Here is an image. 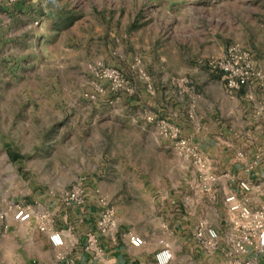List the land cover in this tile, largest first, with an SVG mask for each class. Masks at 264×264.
Instances as JSON below:
<instances>
[{
    "label": "rangeland",
    "instance_id": "1",
    "mask_svg": "<svg viewBox=\"0 0 264 264\" xmlns=\"http://www.w3.org/2000/svg\"><path fill=\"white\" fill-rule=\"evenodd\" d=\"M232 44L264 69V0H0V205L80 186L100 207L101 186L133 233L168 239L170 264H224L194 222L162 226L157 199L192 172L160 125L217 121L208 60Z\"/></svg>",
    "mask_w": 264,
    "mask_h": 264
},
{
    "label": "crops",
    "instance_id": "2",
    "mask_svg": "<svg viewBox=\"0 0 264 264\" xmlns=\"http://www.w3.org/2000/svg\"><path fill=\"white\" fill-rule=\"evenodd\" d=\"M258 70L264 74V69ZM192 106L195 108V104ZM210 109L216 122H201L193 111L185 114L188 124H179L181 134L197 148L204 166L185 158L192 165V172L182 185L184 189L173 194L165 192L157 199L162 212L160 224L177 233L199 221L220 232L227 230L229 215L224 196L238 190L239 180L251 185L247 203L264 207V84H248L232 92L225 89L221 97L211 102ZM103 194L100 186V199L105 200ZM31 199L33 202H27L31 215L23 222L13 218L10 202L0 205V264H158L155 253L169 244L164 236L152 241L140 230L139 235L144 238L142 249L133 247L128 234L135 231V223L124 218L119 206L111 207L115 228L102 233L96 222L108 205L101 201L100 207L87 201L77 207L50 190L36 191ZM41 213H47L45 221L40 219ZM139 219L146 221L148 217ZM42 223L46 230H40ZM49 229L61 231L63 245L52 244ZM89 232L97 237L90 250ZM181 238L186 241V235ZM216 256L219 255L209 258ZM259 264H264V255Z\"/></svg>",
    "mask_w": 264,
    "mask_h": 264
},
{
    "label": "built area",
    "instance_id": "3",
    "mask_svg": "<svg viewBox=\"0 0 264 264\" xmlns=\"http://www.w3.org/2000/svg\"><path fill=\"white\" fill-rule=\"evenodd\" d=\"M13 3L16 0H6ZM209 67L218 73L227 91L241 89L248 84H264V74L254 66V62L247 50L239 45L232 44L222 53L212 56L208 60ZM163 136L174 142L176 150L186 158L192 159L198 166L203 167L202 158L197 148L189 139L181 134L178 126L160 125ZM251 190L249 182L238 181V190L229 192L224 196V203L228 211V227L219 231L216 227L199 221L193 225L192 236L196 248L204 255H220L224 264H259V259L264 255V207H251L248 203V193ZM85 191L76 186L67 189L62 194V200L74 206L85 204ZM103 204L105 200L100 199ZM16 221H26L30 215V207L24 203H16L10 207ZM47 213H41L40 219L45 221ZM97 228L102 233L113 230L116 226L113 210L107 206L102 210L96 222ZM7 227V225H5ZM40 230H46L44 223ZM49 240L55 246L63 245L64 238L60 230L49 229ZM97 237L89 232L87 234V248L94 247ZM129 243L136 248L144 244V238L135 233L128 234ZM158 264H170L173 253L169 246H164L155 253Z\"/></svg>",
    "mask_w": 264,
    "mask_h": 264
}]
</instances>
